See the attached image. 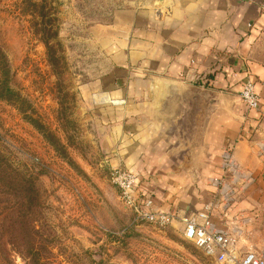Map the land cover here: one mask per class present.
<instances>
[{"label":"rangeland","instance_id":"374dc122","mask_svg":"<svg viewBox=\"0 0 264 264\" xmlns=\"http://www.w3.org/2000/svg\"><path fill=\"white\" fill-rule=\"evenodd\" d=\"M134 3L0 0V176H18L0 182V264H237L256 251L234 245L231 260L208 256L183 236L186 196L171 194L166 209L146 207L173 215L152 223L113 182L116 172H131L114 166L113 128L96 95L109 69L100 41ZM245 119L255 122L250 130L264 160V115ZM137 168L133 199L141 204L139 176L147 183L152 176ZM148 187L161 195L160 186ZM197 211L186 216L220 218Z\"/></svg>","mask_w":264,"mask_h":264},{"label":"crops","instance_id":"0c3cea01","mask_svg":"<svg viewBox=\"0 0 264 264\" xmlns=\"http://www.w3.org/2000/svg\"><path fill=\"white\" fill-rule=\"evenodd\" d=\"M119 14L103 29L101 51L109 69L96 83L113 128L114 166L131 173L139 167L152 176L147 183L136 173L141 200L166 209L171 194H182L189 201L186 215L203 207L220 217L210 215L231 250L240 245L261 252L264 160L250 130L255 122L245 119L257 113L235 100L222 105L203 131L201 101L178 108L167 102L165 85L238 96L248 77L264 104V0H135ZM225 154L247 180L227 171ZM149 185L160 186L161 195ZM223 189L230 194L227 204L221 202Z\"/></svg>","mask_w":264,"mask_h":264},{"label":"built area","instance_id":"2783aa9c","mask_svg":"<svg viewBox=\"0 0 264 264\" xmlns=\"http://www.w3.org/2000/svg\"><path fill=\"white\" fill-rule=\"evenodd\" d=\"M238 96L246 110L254 111L258 116L264 115V104L259 103V97L255 91L254 84L248 77L243 79ZM222 164L235 178L248 179L247 176H242L241 171L233 164L228 154L224 155ZM113 182L122 190L127 205L131 206L141 219L159 224L168 221V219H172V214H162L160 212L145 210L146 207L152 206L149 198H145L141 204L133 199L135 178L131 173L116 172L113 177ZM219 184V181L215 183L217 186ZM226 191V189H223L220 194L221 202L224 204H227L230 199V194H227ZM199 219H201V222L192 217L183 220V236L198 245L206 255L216 254L219 261L231 260L233 257L231 256L232 253L229 248L230 241L227 235L216 228L206 212L199 214ZM236 263L264 264V252L248 251Z\"/></svg>","mask_w":264,"mask_h":264},{"label":"water","instance_id":"95a60500","mask_svg":"<svg viewBox=\"0 0 264 264\" xmlns=\"http://www.w3.org/2000/svg\"><path fill=\"white\" fill-rule=\"evenodd\" d=\"M159 88L160 86H157V90H159ZM165 89L167 90L168 96L167 102L178 108L183 107L184 105H189L190 109H192L193 105H198L199 101H201L200 110L201 119L204 125L202 128L203 131L205 130L210 117L212 116V118H214L217 110L221 108L222 105H233L235 100L238 104H242L239 96H232L215 90L199 89L195 86H185L182 88L174 83H170L169 85H165ZM205 103L206 105L203 106Z\"/></svg>","mask_w":264,"mask_h":264},{"label":"trees","instance_id":"16d2710c","mask_svg":"<svg viewBox=\"0 0 264 264\" xmlns=\"http://www.w3.org/2000/svg\"><path fill=\"white\" fill-rule=\"evenodd\" d=\"M3 90L5 91V92H7V93H9V94H12L13 92H12V90L7 86V85H4L3 86ZM7 174H4V175H2V177L0 178V182H1V179L2 180H7L8 182L10 181V182H14V183H16L17 181H16V179L18 178V176L16 175V176H11V174H8V176H6ZM23 180L22 181H24L26 184H30L31 183V181H29V180H26V178H22ZM35 254V253H34ZM34 254H33V256H34ZM36 255V254H35Z\"/></svg>","mask_w":264,"mask_h":264}]
</instances>
